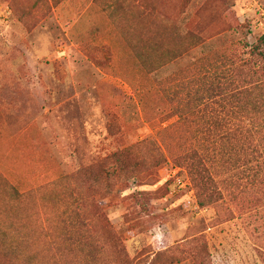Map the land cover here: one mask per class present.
<instances>
[{"label": "rangeland", "instance_id": "374dc122", "mask_svg": "<svg viewBox=\"0 0 264 264\" xmlns=\"http://www.w3.org/2000/svg\"><path fill=\"white\" fill-rule=\"evenodd\" d=\"M221 31L226 45L195 47ZM263 34L264 0H0V229L38 264H118L113 241L99 248L104 223L130 264H264L250 152L206 194L175 160L191 127L162 131L196 76ZM142 140L143 180L97 194L72 177Z\"/></svg>", "mask_w": 264, "mask_h": 264}, {"label": "trees", "instance_id": "16d2710c", "mask_svg": "<svg viewBox=\"0 0 264 264\" xmlns=\"http://www.w3.org/2000/svg\"><path fill=\"white\" fill-rule=\"evenodd\" d=\"M245 28V24L237 25L232 32L244 33ZM227 33L214 32L195 47L209 44L214 38L225 42ZM244 38L247 39V35ZM242 45V51L221 54L217 64L212 66L213 70L201 72V78L195 75L194 83L201 87H190L187 102L181 103L178 110L179 118L162 130L178 132L186 125L191 127L192 138L190 136L183 155L175 160L188 168L199 189L206 194L210 190L208 185L216 182L214 170L229 163L235 167L239 165L241 159L234 157V150L238 147L253 156L251 161L257 168L254 180L264 183V34L255 42L246 41ZM116 126L117 117L113 115L109 129ZM145 142L142 140L125 148L112 149L98 161L91 158L96 164L90 161L76 168L72 177L80 181L87 192L118 193L122 189L113 188L111 178L120 179L125 187L130 186L133 178L143 180L147 158L137 147ZM244 161L247 163L246 159ZM142 193L145 191L139 192ZM102 230L106 242L99 245L100 250H106V244L113 241L117 249L112 255L117 263L130 264L126 248L109 223H104ZM0 264L38 263L35 254L24 252L9 228H3L0 229Z\"/></svg>", "mask_w": 264, "mask_h": 264}]
</instances>
